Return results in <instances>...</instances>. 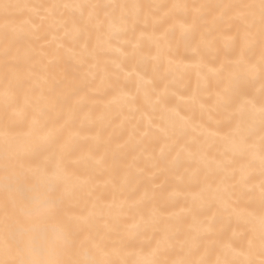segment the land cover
I'll list each match as a JSON object with an SVG mask.
<instances>
[{
	"label": "bare ground",
	"instance_id": "1",
	"mask_svg": "<svg viewBox=\"0 0 264 264\" xmlns=\"http://www.w3.org/2000/svg\"><path fill=\"white\" fill-rule=\"evenodd\" d=\"M5 2L15 6L0 8V127L31 131L38 153L14 164L12 195L23 203L37 168L60 169L57 194L74 189L64 218L78 221L71 258L84 257L91 236L104 238L111 264H243L252 240L258 260L259 223L248 220L260 212L262 133L248 112L264 103V75L244 69L264 47L237 39L243 21L227 6L259 0ZM225 88L229 103L218 107ZM4 153L0 141V210ZM225 190L235 193L227 206L216 199Z\"/></svg>",
	"mask_w": 264,
	"mask_h": 264
},
{
	"label": "snow or ice",
	"instance_id": "2",
	"mask_svg": "<svg viewBox=\"0 0 264 264\" xmlns=\"http://www.w3.org/2000/svg\"><path fill=\"white\" fill-rule=\"evenodd\" d=\"M5 0H0V8L7 12L14 7ZM53 9L57 5H51ZM64 7H68L65 5ZM76 7L96 8L97 5H77ZM126 7V6H122ZM133 8L140 9V5H133ZM158 7V6H157ZM180 7V5H173ZM229 8L239 10L240 19L243 21V28L238 34L237 39L244 45H250L252 42L259 40V43L264 47V0H259V4H241L229 5ZM258 10V11H257ZM258 17V19H257ZM139 18V13L134 18L126 15H121L119 25L126 27L129 23L135 24ZM110 27L116 26V21L109 22ZM8 26L5 25L4 32L7 35ZM206 44L207 41H204ZM8 55L7 48L5 56ZM238 68L242 67L239 61L236 62ZM10 65L5 63L7 69ZM227 67H222L221 71H227ZM249 73L260 72L264 75V53L258 65L247 67L244 69ZM5 97V120L8 118V112L12 106L8 103L9 94L6 90ZM229 103V89L218 93L216 104L218 107H224ZM248 120L251 124H255L258 120L260 131L259 162L264 174V103H261L257 108L255 105L248 112ZM239 133V125L237 126ZM32 132L24 138L13 137L12 129L7 123L0 127V141L5 146L4 153V191L6 193L2 210H0V264H111L110 260L102 258L106 253L103 237H89L88 247L83 258H71V249L74 247L71 242V229L78 221L73 218H64L63 205L64 201L70 198L74 192L73 188L68 186L59 195L57 194V186L61 183V171L49 169L47 165L42 168H37L34 175L36 183L30 189L33 193L30 196L23 197V203H18L13 193L21 192L18 186H15L11 181V175L15 173L14 164L23 166V153L31 152L36 156L38 153L32 147ZM47 137H41V140H46ZM16 140L23 145V149L15 147L12 143ZM250 192L253 190H249ZM228 190L217 194L218 199L223 205L227 206L231 195ZM260 212L259 215L252 214L248 222L258 221L259 223V259H255V241L249 242L247 256L243 264H264V183H261L259 190ZM55 220L59 225L55 229L47 227L49 221ZM50 231L55 235L50 236ZM68 256L69 258H64ZM100 257V258H97ZM152 264H160L159 261H153ZM179 264H188V262L180 261ZM198 264H207V261L201 260ZM219 264V262H218ZM223 264H234L232 261L225 260Z\"/></svg>",
	"mask_w": 264,
	"mask_h": 264
}]
</instances>
